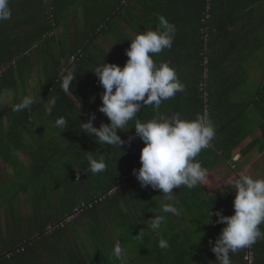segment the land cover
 Listing matches in <instances>:
<instances>
[{
	"label": "trees",
	"instance_id": "1",
	"mask_svg": "<svg viewBox=\"0 0 264 264\" xmlns=\"http://www.w3.org/2000/svg\"><path fill=\"white\" fill-rule=\"evenodd\" d=\"M10 7L11 19L0 23V161L13 174L0 173V264L27 263L30 257L37 264L43 260L40 249L46 250L50 264H218L208 242H214L225 225L215 223L214 214L210 220L209 210L233 215L234 197L208 195L202 183L190 190L181 186L173 189L175 206L181 210L176 216L162 213V205L169 202L160 191L141 188L133 179L109 196L122 177L141 167L144 144L134 138L122 150L100 146L94 137L79 132V122H87L89 114L95 113L94 126L109 123L98 111L104 90L92 71L103 61L123 68L130 40L140 32L155 30L160 16L174 24L177 32L172 48L155 54L154 62L179 69L178 77L191 86L184 94L163 101L158 113L145 106L137 116L147 122L177 113L186 120L204 115L201 82L207 84L211 116L218 114L220 97H213L220 79L232 67V63L225 64L229 47L255 36L264 26V0H10ZM207 9L209 30H204ZM260 38L256 37L263 48L264 37ZM109 42L115 50L106 49ZM183 57L189 61L183 63ZM206 69L209 76L203 79ZM68 71L76 73V80L66 94L60 82ZM244 78L248 79L247 72ZM7 93L13 96L9 114H5ZM25 97H33L35 104L31 111H17L16 105ZM47 100L56 102L50 114ZM243 108L238 121L215 129L213 147L196 158L207 173L230 162L234 149L252 132L245 128L246 119H251L247 110L258 115L264 139V84ZM61 116L69 122L68 129L55 126ZM134 123L130 121L121 130L126 132L117 133L121 139L134 136L135 129H129ZM89 153L105 161V172L88 171ZM54 179L66 188L63 194L70 188L76 201L63 204L64 195L55 200L59 190L44 185L45 180ZM80 204L91 207L60 227ZM29 205L35 210L33 216H27ZM154 215L166 216L158 230H152L147 221ZM49 226L54 228L48 231ZM161 239L167 241V249L159 247ZM59 243L63 246L58 247ZM117 243L126 249V256L113 255ZM251 247L254 264H258L260 248L257 242ZM247 249L232 254V264H246Z\"/></svg>",
	"mask_w": 264,
	"mask_h": 264
},
{
	"label": "clouds",
	"instance_id": "2",
	"mask_svg": "<svg viewBox=\"0 0 264 264\" xmlns=\"http://www.w3.org/2000/svg\"><path fill=\"white\" fill-rule=\"evenodd\" d=\"M11 17L10 0H0V23L9 21ZM176 32V26L160 16L155 30L140 32L130 40V47L125 51L128 59L123 68L104 61L94 68L92 73L104 90L98 111L107 117L109 123L101 122L99 127L94 126L96 115L90 113L87 122H79V132L94 137L100 146L119 147L121 150L123 145L139 138L144 144L139 158L141 167L133 169V175L141 188L160 191L169 202L162 205V213L179 216L181 210L175 206L173 189L183 186L190 190L206 181L207 169L196 158L214 139L215 127L207 114L186 120L177 113L171 118L158 116L147 122H142L137 116L145 106H151L158 113L163 101L185 91V85L175 69L168 63L157 65L153 59L155 54L172 48ZM75 80L76 73L73 71L63 75L60 82L62 91L69 93ZM44 103L50 114L55 100ZM34 104L33 97H25L22 103L16 105V110L31 111ZM130 121L135 122L134 127L129 128H134L135 134L125 141L117 133L126 132L121 130L127 128ZM69 125L63 116L55 120L57 128L68 129ZM94 155L89 153L87 157L88 171L94 175L105 172V161L95 159ZM222 185L235 191L232 202L234 214L225 216L222 211L212 213L209 210V219L214 214L217 217L215 223L225 226L215 241L210 239L208 243L218 264H232V254L264 240V232L260 229V225L264 224V179L240 174L233 182L216 188L223 194ZM147 221L152 230H158L166 221V216L154 215ZM159 247L167 249L169 245L161 239ZM113 255L119 258L126 256L127 252L117 243Z\"/></svg>",
	"mask_w": 264,
	"mask_h": 264
},
{
	"label": "crops",
	"instance_id": "3",
	"mask_svg": "<svg viewBox=\"0 0 264 264\" xmlns=\"http://www.w3.org/2000/svg\"><path fill=\"white\" fill-rule=\"evenodd\" d=\"M254 27H255V25H253V28ZM247 30L248 29H246L244 31V33H247ZM256 37L250 36L248 39L242 38V41L240 42V44L237 45L235 43L236 44L235 46L229 47V50L231 51V53H230V56L228 57L225 64L228 65V64L232 63V67L229 70H226L227 73L224 74L223 75L224 77L220 79L219 85H217V88L215 90L216 97H215V95L213 97V99L214 98L217 99V97H220L219 98L220 101L218 104L219 107L215 103L220 111L218 114L216 113V115H213V116H211L212 114L210 115L212 117L211 121H212L216 130H219L220 128L225 126V124H227L231 121H234V120L238 121L240 118L237 119V116H239V114L244 110L243 106L250 103V101L251 102L253 101V99L259 94L261 87L264 84V72H263V74L260 76V78H258L261 83H259L258 86L253 87L250 90L251 91L250 94L243 93V96L239 97L238 99L232 100V101L229 99V97L233 95L230 91L238 92L239 89L243 88V84H244L243 78H244L246 72L242 70L243 69L242 66H243V63H245V62H244L243 58H240L239 60H238V58L241 54H243V52H245L244 50H245L246 46H248L251 41H252V43L253 42L255 43V40H258V39H256ZM248 41H250V42H248ZM259 41H257L258 45H256L254 47L255 49H252V50H254L253 51L254 55L252 56V61H251L253 63H254L253 58L256 60V53H257L258 49L260 50V47H261ZM108 45H109V48L108 47L106 48L108 51L115 50L112 42L111 43L109 42V44L105 45V47ZM253 45L254 44H252V46H250V47L253 48ZM230 48H232L233 50H231ZM240 51H242V52L239 53ZM234 55H237V58H234L233 57ZM183 59H184L183 63H187V60L189 61V58H187V57H183ZM235 59H236V61H235ZM240 63H241V66H238V64H240ZM257 64L260 65L259 59H258L257 63H254V65H252V66L255 67ZM184 69L188 70L187 68H184ZM178 70L179 69H175L177 76H178V74H180L178 72ZM247 70L249 71V72H247L248 80H249L253 76V71H252V69H247ZM181 71L184 72L183 70H181ZM259 74H261V72H259ZM220 77H222V76H220ZM252 79H254V78H252ZM179 80L185 85V90L187 89V87L189 89L191 84L189 86L186 83V80L184 81V80H181L180 78H179ZM236 80L241 81V82H239V83L235 82ZM184 92L185 91L178 92L176 94L180 93L182 95V94H184ZM11 100H12V95L10 96V99L8 97L7 102L9 103ZM252 120L246 119L245 128L246 129L252 128V132L249 134V136H247L238 145V147L236 149H234V151L232 153V159L230 160V162L221 163L214 168L213 172H211L213 169L210 172H208L206 181L202 183L205 186L204 189L208 195H219V196H224V197H226V196L234 197L235 191L232 190L227 185H222V187L224 189L223 194L221 193L220 190H218L216 188H218L221 184H227V183L233 182L235 179H237L239 177L240 174L250 175L254 179H257V178L264 179V143H263L264 139L262 137L263 136V132H262L263 125L260 121L259 122L257 121V123H256L257 125L254 126V124H253L254 127H252V125H251ZM20 156H22V154L19 155V158H20ZM20 159H22V158H20ZM247 159H250L248 163L246 162ZM240 162H243V164H242L243 168L241 171L238 170ZM232 165H234L235 168H232ZM11 170H12V168H11ZM4 171H1V172L3 174L7 175V173H5ZM12 174H13V170H12L11 175ZM260 229L262 232H264V224L260 225ZM257 244H258V247L260 248V251H261V253L259 254V257H258V264H264V240H258ZM38 254H41V257L43 258V260L42 261L37 260L38 261L37 264H50L51 263L50 261L47 262V260H48L47 258H49V255L45 249L44 250L40 249L38 251ZM31 258L32 257H30V262L24 263L21 261L19 264H34L33 262H31ZM34 260L36 261V256H34ZM12 264H15V263H12Z\"/></svg>",
	"mask_w": 264,
	"mask_h": 264
},
{
	"label": "rangeland",
	"instance_id": "4",
	"mask_svg": "<svg viewBox=\"0 0 264 264\" xmlns=\"http://www.w3.org/2000/svg\"><path fill=\"white\" fill-rule=\"evenodd\" d=\"M262 24H264V23H262ZM262 28V29H261ZM256 36H261L262 37V39H263V37H264V26H260L259 27V29H258V31L257 32H255V37ZM261 39V38H260ZM261 39V40H262ZM258 40H255V43L253 42V48H248V49H246L245 50V52H243V54H241L240 56H239V58H238V60L240 59V58H243L244 59V62L245 63H243V66H242V70L243 71H245L246 70V72H249L247 69H252V71H253V76L248 80V79H246V78H243L244 79V84H243V88L242 89H239L238 90V92H232V91H230L233 95L232 96H230L229 97V99L232 101V100H235V99H238L239 97H241V96H243V93H248V94H250L251 93V89L253 88V87H256V86H258V84L259 83H261L260 81H259V79L258 78H260V76L263 74V72H264V46H263V48L261 47L260 48V50L258 49V51H257V53H256V60L253 58V60H254V63H257V61H258V59H259V62H260V65L259 64H257L255 67L254 66H252V65H254V63L253 62H251L252 61V56L254 55L253 54V51L254 50H252V49H255L254 47L256 46V45H258L257 42ZM248 42H250V41H248ZM111 43V42H110ZM250 45V44H249ZM248 45V46H249ZM109 48V45L108 46H106V48ZM234 58H237V55H234L233 56ZM235 61H236V59H235ZM238 66H241V63L240 64H238ZM254 67V68H253ZM259 72H261V74H259ZM259 74V75H258ZM252 78H254V79H252ZM235 82H241V81H238V80H236ZM230 89V88H229ZM229 92V91H228ZM8 95V96H7ZM7 95H5V98H4V103H5V114H9V111L11 110V108H12V105H11V101L8 103L7 102V100H8V97H9V99H10V96L12 95L11 93H7ZM7 96V97H6ZM249 96V95H248ZM12 98H13V96H12ZM256 115L257 114H255L254 113V111H252V110H247L246 111V116H249L251 119H253L252 120V123H251V125H252V127H254V126H256L257 124V121L259 122V118H257L256 117ZM258 116V115H257ZM253 124H254V126H253ZM20 158H22V159H24V156H20ZM249 160L250 159H247V163L249 162ZM63 163H65L64 161L62 162V164ZM61 164V165H62ZM243 162H240L239 163V167H238V170H242V168H243ZM242 166V167H241ZM221 167V166H220ZM5 170V171H4ZM218 170V169H217ZM1 171H4L5 173H7V176H9L10 177V175H11V173H12V170H11V168L10 167H8V166H5L1 161H0V173H1ZM214 171V169L211 171V172H213ZM216 172V171H215ZM224 176V175H223ZM230 181V180H229ZM61 182V180L60 179H54L53 180V182L51 181V182H49V180H45L44 181V185H46V187H48V190L50 189V188H52V189H56V190H59L58 192H57V194H59V196L58 197H55V200H57L58 201V199L62 196V195H64V196H62V199H60L61 201L60 202H63V204H66V202L67 201H70V202H72V201H76V196H73V192H72V190L70 189V188H68V192L67 193H65V194H63L64 192H65V190L64 189H66L65 187H59L58 186V184ZM57 201H55V204H56V202ZM32 208V205H29V207L27 208L28 209V212H27V216H33V215H35L36 213L34 212L35 210L34 209H31ZM26 215V214H25ZM50 227V226H49ZM48 227V228H49ZM80 243H81V246H83V244H82V241H80ZM62 247L63 245H58V247ZM62 249H65L64 247L62 248ZM58 250H60V248L58 249ZM47 262H49V260H47Z\"/></svg>",
	"mask_w": 264,
	"mask_h": 264
},
{
	"label": "built area",
	"instance_id": "5",
	"mask_svg": "<svg viewBox=\"0 0 264 264\" xmlns=\"http://www.w3.org/2000/svg\"><path fill=\"white\" fill-rule=\"evenodd\" d=\"M209 9H207L205 12H204V18L202 20V23L204 25V30H209L208 29V19H210V15H209ZM205 39L208 38V33L207 31H205V36H204ZM205 65H207V61L205 60ZM203 79H207L209 74H208V71L207 69L204 71V74H203ZM206 82H201L200 83V91L202 92V98L205 102V113L204 114H207V116L209 117L210 116V111H209V108H208V100H209V96H208V93L206 91ZM213 147V142L211 141V143L209 144V146L206 148V149H211ZM232 168H235L234 165H232ZM134 180V181H137L135 176L133 175V172L132 173H129L127 175H125L124 177L121 178V180L118 182L117 186L112 189L110 192H109V196H112L114 194H116L119 190H121L122 188H125L128 186V182L130 180ZM91 207V205H89ZM85 204H81V205H78L76 206V208H74L73 210V213L72 215L68 216L65 218L64 222H62L59 226L60 227H64L66 223H71L74 219H76L79 214L84 210L86 209L87 207H89ZM58 226V227H59ZM54 227H49L48 228V231H51ZM8 258H10V255L8 254L7 255ZM244 261L246 262V264H254L255 262V252L253 250L252 247L248 248L245 252V257H244Z\"/></svg>",
	"mask_w": 264,
	"mask_h": 264
}]
</instances>
